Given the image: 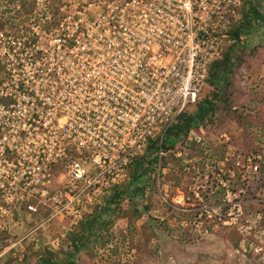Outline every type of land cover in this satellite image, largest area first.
Masks as SVG:
<instances>
[{
    "label": "built area",
    "instance_id": "2783aa9c",
    "mask_svg": "<svg viewBox=\"0 0 264 264\" xmlns=\"http://www.w3.org/2000/svg\"><path fill=\"white\" fill-rule=\"evenodd\" d=\"M241 6L242 0L61 1L54 18L43 20L39 46L24 50V66L1 62L7 74L0 81V218L15 210L42 219L31 233L44 223L68 219L71 226L95 200L122 187L131 162L201 99ZM164 155L160 148L157 176ZM240 158L234 165L246 175L258 171L254 157L242 165Z\"/></svg>",
    "mask_w": 264,
    "mask_h": 264
},
{
    "label": "rangeland",
    "instance_id": "374dc122",
    "mask_svg": "<svg viewBox=\"0 0 264 264\" xmlns=\"http://www.w3.org/2000/svg\"><path fill=\"white\" fill-rule=\"evenodd\" d=\"M14 1L17 0H0L1 21L10 22L9 17L14 12L8 9H11ZM61 1L33 0V10L22 27L24 46L0 38L1 72L6 67L13 69L17 65L24 66V50L30 53L39 46L45 26L43 20L46 15L54 18V11ZM249 1L254 0H242L240 19ZM2 34L4 37L10 36L9 31ZM263 42L264 24L262 28L255 29L250 39L249 50H256L253 55L246 56L245 64L234 77L239 94L234 105L237 107L235 114L248 118L254 116L257 121L253 123L256 126L257 123L261 124V131L249 129L247 132L245 126L232 122L228 129L235 137L233 141L228 132L222 134L221 140L214 144L219 148L217 158L214 160L206 153L203 156L206 162L201 166H197L199 162L196 164L194 160L186 158L187 153H191L192 157H199L198 154L187 152L184 148L186 145L181 146L183 148L176 150L164 167L161 161L158 176L156 170L151 176L156 193L146 192L143 201L145 205L149 203L151 209L146 213L140 208L142 213L135 218L126 202V217L117 219L109 230L112 241L103 247L87 249L92 254L81 256L79 264H264V197L261 198L256 189L257 182L264 183V102L253 100L257 89L264 96ZM203 134L198 137V134L191 133L190 138L197 143ZM256 149L258 153L255 155L253 150ZM236 154L241 157L240 165L248 156L254 157V162L258 161L255 162L258 171L248 176L246 170L235 167L233 159ZM236 173L240 174L243 186L237 182ZM64 178L61 176L60 181L63 182ZM181 179L189 182H181ZM183 187H186V191ZM207 189L211 194L224 189V194L219 196L224 203L222 207L204 202L202 196L206 195ZM233 189L237 191L233 192ZM252 191H256L258 198L244 200ZM193 192L202 194L200 199L195 198ZM214 200L210 198L209 202L213 203ZM219 207L221 210H218ZM13 214L10 218H0V264H21L24 255L31 259L46 249L55 253L58 259L62 258L63 251L67 249V245L62 244L63 238L72 227L68 219L44 223L31 233V229L40 225L42 219L33 217L28 220L15 210ZM235 243H238L237 247L233 246Z\"/></svg>",
    "mask_w": 264,
    "mask_h": 264
},
{
    "label": "trees",
    "instance_id": "16d2710c",
    "mask_svg": "<svg viewBox=\"0 0 264 264\" xmlns=\"http://www.w3.org/2000/svg\"><path fill=\"white\" fill-rule=\"evenodd\" d=\"M8 10H12L14 13L9 17L10 22L0 20V34L9 31L11 38L24 41V28L22 27L24 21L29 19L30 11L33 10V0L14 1L11 9ZM262 10H264V0L249 1L245 4L242 19L230 31L231 44L225 48L222 57L210 66L207 86L201 99L195 105L188 106L177 117L176 121L166 129L162 138L157 137L150 141L144 154L131 162L126 169L127 181L122 187L114 188L109 195L103 196L100 202L95 200L88 207L89 212L84 213L81 219L66 231L62 244L65 243L67 249L63 251L62 258L58 259L55 253L46 249L41 254H35L31 259H27L28 255H24L21 264H79L81 256L92 254V251L87 249H93L96 246L103 247L112 241L109 230L117 219L126 217L124 209L126 202L129 203L128 210L133 217H140L142 213L140 208L147 213L151 209V205L149 203L145 205L143 201L146 198V192L156 193L154 179L151 176L158 164L157 154L160 148L165 153L159 161L160 165L162 161L163 167L167 159L172 157L176 150L182 149L181 146L184 145H186L184 148L187 152H194L199 156L192 157L191 153H187L186 158L191 159V161L194 160L196 164L199 162L197 166H201L206 162V157H203L206 153L212 156L214 160L217 158L219 148L214 146L215 141H220L225 132L230 134L228 127L231 126L232 122L245 126L247 132L249 129L261 131V124L257 123L256 126L253 123L257 121L254 116L248 118L235 114L237 107L234 105L237 104V95L239 94L234 77L245 64L246 56L253 55L256 50L255 48L249 50L250 39L254 36L255 29L262 28V24H264ZM2 69L0 68L1 82L5 81L7 74L6 70L1 72ZM254 92L253 100H260V103L264 102V96L261 92L258 89ZM202 132H204L203 137L197 143L190 138L191 133L198 134L199 137ZM229 136L230 140L233 141L232 139L235 137L232 134ZM253 153L256 155L258 149L253 150ZM255 162L258 161L255 160ZM236 175L237 182L243 186L244 183L241 181L240 174L236 173ZM188 178L191 180V177ZM188 180L181 179V182L188 183ZM256 185H258L256 189L259 190V196L264 197V183L260 181ZM185 188L182 189L185 190ZM232 191L236 192L237 189ZM209 192L207 189L206 195L202 196L204 202L222 207L224 203L223 200H219V196L224 194V189L217 193L211 194ZM256 194V191H252L250 195L248 192L244 200L258 198ZM209 197L211 200L215 199L213 203L212 201L209 202ZM237 245L238 243H235L233 246L237 247ZM115 250L112 252L115 253Z\"/></svg>",
    "mask_w": 264,
    "mask_h": 264
}]
</instances>
